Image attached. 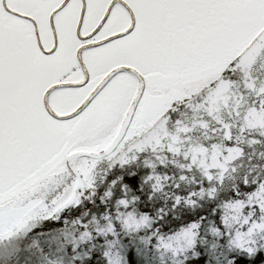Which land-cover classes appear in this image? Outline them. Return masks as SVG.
Returning a JSON list of instances; mask_svg holds the SVG:
<instances>
[{
  "label": "snow or ice",
  "instance_id": "obj_1",
  "mask_svg": "<svg viewBox=\"0 0 264 264\" xmlns=\"http://www.w3.org/2000/svg\"><path fill=\"white\" fill-rule=\"evenodd\" d=\"M0 264H264V0H0Z\"/></svg>",
  "mask_w": 264,
  "mask_h": 264
}]
</instances>
